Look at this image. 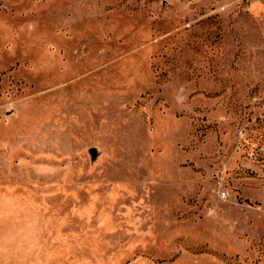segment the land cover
<instances>
[{"label":"rangeland","instance_id":"obj_1","mask_svg":"<svg viewBox=\"0 0 264 264\" xmlns=\"http://www.w3.org/2000/svg\"><path fill=\"white\" fill-rule=\"evenodd\" d=\"M0 264H264V0H0Z\"/></svg>","mask_w":264,"mask_h":264}]
</instances>
